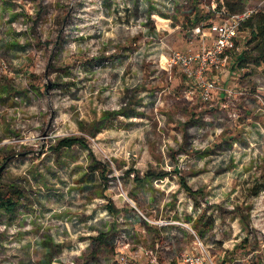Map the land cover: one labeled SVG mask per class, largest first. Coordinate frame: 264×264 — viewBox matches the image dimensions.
I'll list each match as a JSON object with an SVG mask.
<instances>
[{
	"label": "rangeland",
	"instance_id": "374dc122",
	"mask_svg": "<svg viewBox=\"0 0 264 264\" xmlns=\"http://www.w3.org/2000/svg\"><path fill=\"white\" fill-rule=\"evenodd\" d=\"M163 2L0 0V194L18 201L0 209V264H149L146 250L176 264L200 249L187 224L216 263L264 264V66L236 65L242 31L223 70L236 78L211 102L186 98L165 59L220 0ZM148 170L168 174L137 183ZM110 213L137 226L115 219L110 244L93 240ZM70 232L84 251L57 245ZM126 244L137 260H115Z\"/></svg>",
	"mask_w": 264,
	"mask_h": 264
},
{
	"label": "built area",
	"instance_id": "2783aa9c",
	"mask_svg": "<svg viewBox=\"0 0 264 264\" xmlns=\"http://www.w3.org/2000/svg\"><path fill=\"white\" fill-rule=\"evenodd\" d=\"M175 0H164L161 8L162 12L167 10L174 11ZM173 10V11H172ZM257 8H245L242 11L234 13H224L218 21H210L207 24L199 23L192 27L194 34H202L205 26L211 31L212 42L207 45L203 40L198 49L195 50H175L171 49L170 54L165 59L164 68L172 70L179 67L185 76L193 79L201 91L202 99L208 102L212 99L214 91L219 89L218 79L216 77L205 78V74L209 71L221 72L224 70L226 62L231 59L233 53L239 51L238 37L241 34V25L249 17H251ZM192 89L187 95L192 94ZM227 93L232 95L235 93L232 89H227ZM192 232L195 242L199 246L197 252H185L182 255L183 264H218L208 254L203 245L202 237L190 225H186ZM144 254L149 257L150 264H171L170 262L161 263L153 250H146ZM136 257L141 253H135ZM124 257H122L123 260Z\"/></svg>",
	"mask_w": 264,
	"mask_h": 264
},
{
	"label": "crops",
	"instance_id": "0c3cea01",
	"mask_svg": "<svg viewBox=\"0 0 264 264\" xmlns=\"http://www.w3.org/2000/svg\"><path fill=\"white\" fill-rule=\"evenodd\" d=\"M218 11H217V14H216V17L214 18V15L211 17V19H209L210 21H218V20H220L221 19V17H222V14L224 15V13H227L228 12V10H227V7H226V5H225V2H224V0H220V4L218 5ZM205 14H206V16L208 17V18H210V16L211 15H207V14H209V11L207 10V9H205ZM214 12V11H213ZM192 15H190L189 16V18H191V19H194V15L196 14L195 12H193V13H191ZM195 25H197V23H195ZM195 25H193V26H195ZM193 26H191L190 27V33H189V38H188V42H186V43H184L183 42V44H182V48L181 49H179V48H177V49H175V50H184V51H186V50H190V49H192V50H195V49H198L199 48V46L201 45V42L204 40L205 41V43L207 44V45H210L211 44V42H212V36H211V31H210V29H209V27L208 26H205V28H204V30H203V35L202 34H194L193 32H192V27ZM174 70H176V71H179V72H181L182 73V76H172L171 77V80H172V86L171 87H173V86H176V87H179V88H181V89H183V92H184V94H185V96H186V98H188V99H191V100H193V102H195V101H197L198 99H201L202 101H203V99H202V95H201V91H200V89L198 88V86L196 85V82L193 80V79H188L186 76H185V74L182 72V70L179 68V67H175L174 69H172V70H168L170 73H173V71ZM175 71V72H176ZM212 73H213V71H209L207 74H211L212 75ZM232 74H234V72H230L229 70L228 71H221V73H220V75H216V76H213V77H216L218 80H220V82H221V80H222V82L225 84H229V83H231V81L232 80H234L236 77H235V75H232ZM192 89V94H191V96L190 95H187V92L189 91V90H191ZM222 89H224V90H222V93L220 94L221 96H224V97H226V98H228V99H234V100H236V97H235V94H236V92L234 93V94H232V95H229L228 93H227V89H228V87H226V89H225V87L224 88H222ZM233 91H235L234 89H233ZM215 92L216 91H214V93H213V95L215 94ZM212 100V99H211ZM211 100L210 101H208V102H211ZM231 101V100H230ZM204 103H207V102H205V101H203ZM120 211H122V210H120ZM119 211V212H120ZM103 212H109L108 210H106V209H104L103 210ZM109 216L113 219V220H111L109 223H107L106 221H104L105 222V226H106V231H97L96 229H91V232H97V235H96V237H92L93 238V240H97V241H101L100 240V237H99V239H98V235L101 233V238L103 239L102 241H104L106 244H110L109 243V239H108V237H109V235L111 234V232H112V230H110L109 229V227L111 226L113 229H114V223H112L115 219L116 220H118V219H120V220H123V221H126V222H129V223H131V225H133L134 224V221H132L133 219L130 217H127V215H125V214H122V215H118V216H116V218L115 217H113V215L110 213L109 214ZM102 221L103 219H102V217H100V218H95L92 222H98V221ZM139 223V222H138ZM137 223H135L134 224V226H137L136 225ZM64 238H63V240H70V243H68V242H66L65 244L63 243L64 241L62 240L61 241V243L60 242H58L57 243V245H59V246H62L61 247V249H71L72 251H74V253H78V252H82V251H84V245L82 244V242H79V243H76V238H78V235L76 236V235H74V234H71V232H70V234L68 235V233H65V235L63 236ZM49 238V237H48ZM76 249V250H75ZM115 252H117V254H114L113 255V257L115 258V260H116V258H118L120 255V257L119 258H122V256H124L123 254L125 253V254H127V255H130L131 256V258H133V259H135V260H137V257L135 256V251H132L131 250V248H129V244H126V245H124V246H122L121 248H116V250H115ZM119 252V253H118ZM135 252V253H134ZM143 251H141L140 253H142ZM139 253V252H138ZM117 260H119V259H117ZM119 262V261H118ZM128 262V261H127ZM161 263H164V262H161ZM131 264V263H130ZM132 264H136L135 263V261L134 262H132ZM150 264V263H149ZM175 264V263H174ZM176 264H183L182 263V260H178V262L176 263Z\"/></svg>",
	"mask_w": 264,
	"mask_h": 264
},
{
	"label": "trees",
	"instance_id": "16d2710c",
	"mask_svg": "<svg viewBox=\"0 0 264 264\" xmlns=\"http://www.w3.org/2000/svg\"><path fill=\"white\" fill-rule=\"evenodd\" d=\"M225 5L227 7L228 13H234L238 11H242L244 9H241L237 7V3L235 0H224ZM241 9V10H240ZM241 30L248 33V39L244 41V48L242 49V52L237 55L236 57V65L239 67L246 66L247 63H253L255 66H264V9H257L256 12L249 17L246 21H244L241 25ZM246 38V37H245ZM244 38V40H245ZM79 141L78 138H64L60 140L59 145L61 146H70L74 144V142ZM80 143L82 141H79ZM94 165L99 168L101 165L100 162L94 161ZM176 170V169H175ZM130 171H135L134 169H130ZM105 172L106 167H104L101 171L103 177L105 178ZM168 173L162 172V173H155L152 171H146L143 178H140L138 176V173L135 174V180H137V183H143L146 180V183L148 181H151L152 178L155 175H158L160 177L166 176ZM151 178V179H150ZM145 179V180H144ZM180 183L184 190L190 195L193 196L194 199L197 198V196L200 193V189L193 190L185 181L184 178H180ZM17 191L14 190V194H16ZM108 205L106 210L117 213L119 212V209L112 203L111 200H108ZM18 206V201L15 200L14 197L11 195L6 196L5 194H0V209L6 210L11 215L14 214V211L16 210ZM197 233L202 236L203 235V229H197ZM101 234V233H100ZM98 235V238H101V235Z\"/></svg>",
	"mask_w": 264,
	"mask_h": 264
}]
</instances>
